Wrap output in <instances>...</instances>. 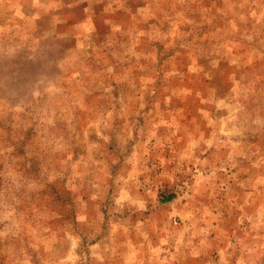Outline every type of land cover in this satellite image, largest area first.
Listing matches in <instances>:
<instances>
[{
	"label": "clouds",
	"instance_id": "obj_1",
	"mask_svg": "<svg viewBox=\"0 0 264 264\" xmlns=\"http://www.w3.org/2000/svg\"><path fill=\"white\" fill-rule=\"evenodd\" d=\"M30 6L32 14L26 18L24 30L19 34L20 43L12 54L34 50L42 41H50L54 48L45 71L55 79H42L44 86L34 89L30 99L15 103L0 99V223L7 222L0 230V245L11 244L10 264H64L68 256L57 247L63 238L62 233L74 240L79 249L78 255L75 251L70 253L74 264H87L89 250L92 255L107 256L113 248L110 238L96 239L105 219L109 226L120 227L124 232V240L119 245V264H172L181 249L198 255L200 249L209 243L208 229L200 228L194 232L203 236L199 247L184 240L185 233L190 227L195 229V224H185L179 231L175 228L169 230L166 225L158 243L153 244L147 239L146 231L152 217L145 216V213L150 212V206H157V192L162 179H166L174 185L177 197L172 206L180 209L172 216L191 218L190 205L181 203L191 200L190 182L181 184L177 173H183L185 163L194 161L200 167L192 173V180L197 185L213 180L216 170L206 175L201 169L208 161L199 156L213 147L234 149L245 143L249 136L259 134L264 137V115L249 112L240 103L241 94L247 90L239 83L233 90L234 95L226 94L223 98L216 95L213 101L212 96L217 90L210 88L209 100L203 101L215 102L217 107H229L230 132L225 133L226 139L223 140L220 121L209 113H205L207 127L211 129L207 137L203 132L198 136L189 133L175 117L167 122L158 120L152 111L143 114L139 109L136 111V117L143 115V125L139 119L129 120L127 117L131 113L127 97L115 98L111 91L106 103L82 115L77 107L79 101L73 100L62 87L65 81L77 85L83 82L82 66L91 64L97 56H112L115 63L105 65L101 74L118 87L127 84L139 92L140 87L153 83L158 75L154 67L158 49L136 51L142 38L159 43L183 38L187 33L180 31L181 25L192 21L185 20L181 13L162 12L156 0H30ZM242 7L246 11L234 16L226 30L231 31L238 23L251 22L253 34L264 31V0H244ZM118 13L129 18L127 27L114 19ZM149 20H156V23L149 24ZM141 24L146 27L140 28ZM122 37H128V42ZM246 38L252 39V34ZM225 46L218 43L217 48ZM199 51L192 49L194 55ZM133 57L137 58V64L141 58L149 61L147 71L141 68L142 75H133L123 69L122 66L130 63ZM29 59L35 58L29 56ZM216 63L212 61L213 66ZM172 75L175 73H165V76ZM179 91L173 90L172 95H179ZM58 93L66 100L63 106L55 104ZM170 100L171 97H166V102ZM143 107L141 103L139 108ZM122 118L125 122L121 129L116 121ZM162 124L171 130L165 137L157 135ZM181 131L186 133L187 143L177 150L173 140ZM133 132L136 133L135 139ZM109 146L112 148L110 152ZM166 148L172 150L176 163L171 170L166 165L173 161L161 159ZM152 155L159 163L154 161L149 167ZM252 155L258 153L230 151L226 163L229 168L239 167L243 160L238 157H244L255 167L264 169V156L252 161ZM128 166L132 171H128ZM158 168H163V172L154 175ZM141 175L143 180L139 178ZM240 186L253 202L264 199V173L255 181L250 178ZM53 188L64 199L56 201ZM69 192L72 194L70 198L67 196ZM41 200L48 204L45 213L55 220L52 228L44 229L49 233L47 236L30 226H23L24 210L35 207ZM101 205L106 210V217L100 211ZM239 207L242 215L238 227L257 233L264 230V202L254 215L244 211L245 205ZM68 209L74 211V217L66 214ZM204 215H209L207 210ZM133 216L136 217L134 224ZM131 231L144 236L145 242H133L129 238ZM224 239L227 244L221 255L225 264L236 250L251 255L258 248H264V244L252 248L240 239L235 244L228 237ZM256 239H261L259 234ZM69 242L65 240V243ZM33 247L37 249L35 252L30 251ZM172 247H175V253L171 251ZM229 249L233 251L229 252Z\"/></svg>",
	"mask_w": 264,
	"mask_h": 264
},
{
	"label": "rangeland",
	"instance_id": "obj_2",
	"mask_svg": "<svg viewBox=\"0 0 264 264\" xmlns=\"http://www.w3.org/2000/svg\"><path fill=\"white\" fill-rule=\"evenodd\" d=\"M162 12L170 15L181 13L185 20L192 23L182 24L180 31L187 33L183 38L169 40L166 43L149 42L142 38V42L137 46L136 51L141 52L145 49H158L157 63L155 70L158 73L154 77V82L147 86L139 88V92L129 87L127 84L117 86L114 82L106 79L102 74L105 65L115 63L112 56H97L95 60L81 68L84 80L80 85L65 81L62 85L63 89L69 93L73 100L79 101L77 107L82 115H86L89 111H95L103 103L107 102V95L111 91L115 98L124 95L129 103L131 115L127 119H139L140 124H144L143 115L136 117L135 113L139 109L141 114L152 111V114L158 120L170 121L173 117L177 122L186 128L189 133L199 135L201 132L207 137L211 129L207 127L205 113L220 121L221 139H226L225 133L230 132L229 107L221 105L217 107L215 102L205 103L209 100L208 89H216L212 100L216 95L235 94L234 89L237 83L242 85L247 91L242 93L240 103L245 106L247 111L264 115V31L253 34V23H238L231 31H227L229 21L234 16L242 14L246 9L242 7L244 0H156ZM135 7V5L133 6ZM30 0H0V99L15 103L17 100L30 99L31 92L44 85L41 80L45 77L54 80L55 77L48 74L45 69L54 48L52 43L42 41L34 50L28 49L13 55V50L20 43L19 34L24 30L26 18L32 14ZM158 13L157 15H160ZM114 19L118 23H122L125 27L129 24V18L118 13ZM149 24L156 23V20H149ZM145 28L146 25H139ZM167 27V25H166ZM252 34V39L246 36ZM124 42H128V37L121 38ZM218 43L225 44V47L217 48ZM191 46V47H189ZM200 50L198 54H193L192 49ZM162 54V55H160ZM146 55V53H145ZM29 56L34 57L30 60ZM217 63L213 66L212 61ZM149 61L140 59L137 64V58L133 57L131 62L124 64L123 69L129 73L143 74L141 68L147 71ZM173 72L175 75L165 76V73ZM208 74L207 76L205 74ZM92 89L93 91H89ZM173 90H180L179 95H172ZM246 96V98H245ZM166 97H171L166 102ZM66 100L63 95L57 94L55 104L63 106ZM143 103L144 107L139 108ZM124 119L116 121L122 129ZM170 129L166 124H162L157 130V135L165 137L170 133ZM133 139L136 133L133 132ZM131 143V142H130ZM155 143V140L152 141ZM187 143V135L181 131L177 133L173 144L177 150L183 148ZM244 151L245 154L252 155V161L264 156V137L259 134L249 136L245 143L236 146L234 149L226 147H213L203 156H197L201 160H207L208 163L201 170L206 175H211L215 169V177L213 180L197 185L192 180V173L196 171L200 165L193 163H185L183 173H177L179 182H190L191 191L189 196L191 200H184L182 204L190 205L193 215L189 219H184L181 215L173 213L180 211L174 208L173 202L177 199L174 185L166 179H162L160 190L157 192V206L151 208L150 212L145 216H151L152 219L147 225V239L153 244L158 243L162 229L167 225L169 230L175 228L177 231L182 230L185 224H195V229L189 228L184 235L185 243L191 241L193 247H199L203 236L195 235L200 228H206L208 245L201 248L198 255L189 254V250L181 249L172 264H225L222 258L221 250L226 246L228 237L233 244L240 239L248 247L255 248L257 244H264V230L259 233L242 230L238 227L239 217L242 215L240 211L241 205H245L244 211L249 215H254L260 208V204L264 199L253 202L246 195V190L240 185L242 182L248 181L250 178L255 181L259 178L264 169L255 167L244 157H238L243 160V164L239 167L229 168L226 163L230 151L236 153ZM108 151H112L109 146ZM161 159L173 161L166 165L171 170L176 167L173 160V152L171 149L164 151ZM159 163L154 155L149 157L150 167L152 162ZM117 171L120 169L117 168ZM163 168H158L154 175H160ZM191 170V171H189ZM128 171H132L128 166ZM143 180V175L139 177ZM52 194L56 201H61L64 197L55 189ZM71 193L67 194L68 198ZM167 197L171 199L165 201ZM86 199V197H85ZM48 204L41 200L35 207L25 209L23 214V226H30L37 233L47 236L49 233L44 231L46 228H52L55 220L45 213L44 209ZM205 210L209 215H204ZM101 213L106 217V210L103 205L100 207ZM67 215L74 217V211L66 210ZM125 217L128 213L125 212ZM172 216V220H170ZM136 217L133 216V224ZM6 221L0 223V230L5 228ZM210 225V227H209ZM247 225V221H245ZM178 226V227H177ZM54 230V229H53ZM259 234L261 239L257 240ZM58 250H62L68 259L64 264H74L70 256L72 251L79 254V249L74 240L62 233ZM105 236L110 238L113 244L112 251L107 255H92L91 250L88 252L87 264H119V253L121 249L120 243L124 240V232L120 227L109 226L106 222L100 224L96 239H103ZM133 242L144 243L145 237L138 236L131 231L129 236ZM65 240L70 241L65 243ZM168 247L167 245L165 246ZM11 244L5 243L0 245V264H10L11 262ZM36 248L30 251L35 252ZM173 253L176 252L175 247L171 248ZM229 249V252H232ZM162 254V258H163ZM227 264H264V248H258L253 254L249 255L241 250H236L234 255L227 258Z\"/></svg>",
	"mask_w": 264,
	"mask_h": 264
},
{
	"label": "trees",
	"instance_id": "obj_3",
	"mask_svg": "<svg viewBox=\"0 0 264 264\" xmlns=\"http://www.w3.org/2000/svg\"><path fill=\"white\" fill-rule=\"evenodd\" d=\"M171 198L170 197H167L166 199H165V201H169Z\"/></svg>",
	"mask_w": 264,
	"mask_h": 264
}]
</instances>
